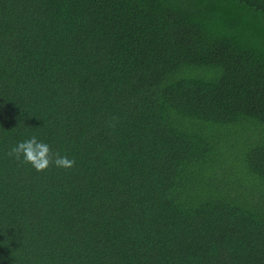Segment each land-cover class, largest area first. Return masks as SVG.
Instances as JSON below:
<instances>
[{
    "label": "trees",
    "instance_id": "1",
    "mask_svg": "<svg viewBox=\"0 0 264 264\" xmlns=\"http://www.w3.org/2000/svg\"><path fill=\"white\" fill-rule=\"evenodd\" d=\"M0 264H264V0H0Z\"/></svg>",
    "mask_w": 264,
    "mask_h": 264
},
{
    "label": "clouds",
    "instance_id": "2",
    "mask_svg": "<svg viewBox=\"0 0 264 264\" xmlns=\"http://www.w3.org/2000/svg\"><path fill=\"white\" fill-rule=\"evenodd\" d=\"M8 154L16 160L30 165L37 172H45L51 166H55L57 169L71 170L76 163L75 159H71L67 155L53 154L51 145L43 139H38L35 135L17 141L11 146Z\"/></svg>",
    "mask_w": 264,
    "mask_h": 264
}]
</instances>
